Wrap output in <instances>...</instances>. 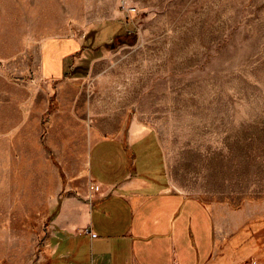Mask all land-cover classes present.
Wrapping results in <instances>:
<instances>
[{"label":"rangeland","instance_id":"374dc122","mask_svg":"<svg viewBox=\"0 0 264 264\" xmlns=\"http://www.w3.org/2000/svg\"><path fill=\"white\" fill-rule=\"evenodd\" d=\"M48 48L59 77L42 76ZM67 119L151 129L170 185L263 262L264 0H0V264L37 263L53 171L86 175L87 145L48 154L46 125Z\"/></svg>","mask_w":264,"mask_h":264},{"label":"crops","instance_id":"0c3cea01","mask_svg":"<svg viewBox=\"0 0 264 264\" xmlns=\"http://www.w3.org/2000/svg\"><path fill=\"white\" fill-rule=\"evenodd\" d=\"M50 46L62 59L77 48L70 40ZM48 50L42 76L59 77L64 66L50 63ZM120 125H46L44 142L57 161H78L79 145H87L86 175L76 176L68 164L63 183L53 171L38 208L55 210L34 264H250L253 243L244 253L236 249L232 235L223 234L229 223L212 205L170 185L156 134L141 124ZM23 207L30 209L29 200Z\"/></svg>","mask_w":264,"mask_h":264},{"label":"built area","instance_id":"2783aa9c","mask_svg":"<svg viewBox=\"0 0 264 264\" xmlns=\"http://www.w3.org/2000/svg\"><path fill=\"white\" fill-rule=\"evenodd\" d=\"M124 10H127V11H135L136 9L133 8V7H124ZM92 187H94L95 189H98L97 186H92Z\"/></svg>","mask_w":264,"mask_h":264}]
</instances>
